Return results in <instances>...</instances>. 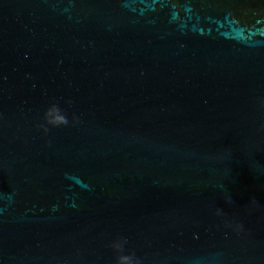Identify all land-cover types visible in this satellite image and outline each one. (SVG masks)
Listing matches in <instances>:
<instances>
[{
    "label": "water",
    "instance_id": "1",
    "mask_svg": "<svg viewBox=\"0 0 264 264\" xmlns=\"http://www.w3.org/2000/svg\"><path fill=\"white\" fill-rule=\"evenodd\" d=\"M262 100L264 0H0V264H264Z\"/></svg>",
    "mask_w": 264,
    "mask_h": 264
},
{
    "label": "clouds",
    "instance_id": "2",
    "mask_svg": "<svg viewBox=\"0 0 264 264\" xmlns=\"http://www.w3.org/2000/svg\"><path fill=\"white\" fill-rule=\"evenodd\" d=\"M262 106H264V100L261 101ZM55 112L56 116L55 118H51V114ZM43 119L45 121L46 125H52V126H58V125H65L68 123L67 118L63 115L62 112L55 106V105H49L43 113ZM42 131L44 133H47V127L44 125H40ZM235 227H239V225H236ZM125 240L124 238L117 237L113 239L110 242V247L118 253V255L115 257V264H140V261L138 258H136L131 253H126L123 251Z\"/></svg>",
    "mask_w": 264,
    "mask_h": 264
}]
</instances>
